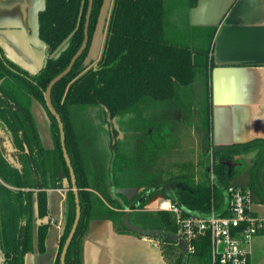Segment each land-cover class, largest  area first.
<instances>
[{
	"label": "trees",
	"instance_id": "trees-1",
	"mask_svg": "<svg viewBox=\"0 0 264 264\" xmlns=\"http://www.w3.org/2000/svg\"><path fill=\"white\" fill-rule=\"evenodd\" d=\"M103 1L93 2L90 41ZM198 3L199 0H113L99 60L87 66V48L70 73L52 88L51 101L64 124L81 207L66 264H82L83 240L95 220H112L118 231L159 239L166 248L175 245L177 225L173 215L143 211L158 194L183 209L207 215L212 205L216 209L223 207L228 187H242L250 189L253 200L264 206V140L218 146L210 142V132L207 140L204 138L197 165L180 163L179 171H170L171 179L161 172L157 178H163L151 185V177L145 178L135 186L143 191L134 200L114 191L121 179L125 176L124 180L128 179L126 133L138 128L136 123L145 121L141 119L144 109L176 101L182 92L187 93L199 82L202 72L209 99V70L214 65L211 45L216 29L188 25L189 12ZM88 6L89 0H44L38 14V37L47 47V57L35 73L10 60L0 47V249L4 264H24L35 240L39 251L45 252L51 228L48 191L61 188L63 182L66 198L55 264H60L64 243L74 223L76 204L70 171L63 157L58 122L46 105L44 93L82 46ZM172 16L175 20L184 19L186 32L177 28ZM202 40L208 43L205 51L197 47ZM34 102L47 117L53 141L51 149L42 144L32 111ZM73 108H95L109 134L112 160L98 180L90 179L87 173ZM253 151L252 164L237 173L241 164L236 156ZM105 183L108 191L102 192L109 197L110 205L93 191L96 187L102 190L96 184ZM195 248L193 255L181 251L176 264H213L208 237L195 242Z\"/></svg>",
	"mask_w": 264,
	"mask_h": 264
},
{
	"label": "crops",
	"instance_id": "crops-1",
	"mask_svg": "<svg viewBox=\"0 0 264 264\" xmlns=\"http://www.w3.org/2000/svg\"><path fill=\"white\" fill-rule=\"evenodd\" d=\"M41 2L0 0V47L6 57L30 73L40 70L47 57V47L38 37ZM188 25L216 29L211 45L214 65L209 70L210 142L225 146L264 140V0H199L189 12ZM102 173L103 169L96 173L97 179ZM62 185L48 191L49 221L54 218L57 225L50 223L46 250L40 252L35 240L24 264H55L66 198L65 182ZM95 189V193L101 190ZM34 213L37 217L36 204ZM259 239L264 236L254 238L249 264L256 262L255 253L264 254V241L258 244ZM81 258L82 264H174L159 239L118 231L109 219L91 223Z\"/></svg>",
	"mask_w": 264,
	"mask_h": 264
},
{
	"label": "rangeland",
	"instance_id": "rangeland-1",
	"mask_svg": "<svg viewBox=\"0 0 264 264\" xmlns=\"http://www.w3.org/2000/svg\"><path fill=\"white\" fill-rule=\"evenodd\" d=\"M43 6L44 0H42L39 8L41 9ZM171 19L178 24L177 28L186 32L187 24L184 19L175 20L174 16ZM107 22L105 28H107ZM197 47L205 51L208 48V43L206 40L199 41ZM203 74L202 72L199 75V82L193 84L187 93L182 92L176 101L144 109V117L141 119L145 121L142 124L136 123L138 128L126 133L125 146L128 150V170L126 172L128 173V179L125 181L124 179L127 176L124 175L125 177L121 179L122 183L120 182V186L114 190L115 194L130 198L128 200H134L143 191V188L135 186L144 181L145 178L151 177L149 181V185H151L163 178H157L161 172L162 174L166 172L165 178L171 179L172 173L170 171H179L180 167H178V164L180 163L197 165L203 151L204 138L210 131V121L208 120V115L210 114L209 99ZM32 111L37 121L43 144L46 147L48 145L53 146L47 117L42 108L34 102ZM72 112L75 129L80 137V146L84 151L85 167L90 179L91 177L96 178V173H99L102 169L105 175V172L110 167L112 154L108 146L109 134L103 128L96 114V109L83 110L73 108ZM254 156L255 152L237 157L241 164L237 167V173H241L246 166L251 165ZM175 165L177 166L175 167ZM211 169L212 163L209 171H212ZM153 175L157 179L152 178ZM118 189L120 192H117ZM102 191H108L106 183L102 185V190L96 192V194L110 205L109 197ZM162 198L163 196L158 194L151 200H155L158 203ZM151 200L144 206L143 211H156L158 204H150ZM262 240L264 241V239ZM262 240L259 239L258 244H261ZM166 250L170 261L176 264L181 250L174 244L167 246ZM262 255L264 254L255 253L256 262H253V264H264Z\"/></svg>",
	"mask_w": 264,
	"mask_h": 264
},
{
	"label": "built area",
	"instance_id": "built-area-1",
	"mask_svg": "<svg viewBox=\"0 0 264 264\" xmlns=\"http://www.w3.org/2000/svg\"><path fill=\"white\" fill-rule=\"evenodd\" d=\"M263 207L253 200L250 189L230 186L223 207L212 205L207 215L183 209L166 198L160 199L156 211L173 215L177 225L175 244L187 255L195 253V242L208 237L213 264H248L254 238L264 236ZM50 223L57 225L54 218Z\"/></svg>",
	"mask_w": 264,
	"mask_h": 264
},
{
	"label": "water",
	"instance_id": "water-1",
	"mask_svg": "<svg viewBox=\"0 0 264 264\" xmlns=\"http://www.w3.org/2000/svg\"><path fill=\"white\" fill-rule=\"evenodd\" d=\"M111 1L112 0H104L103 5L100 10V15L98 17L97 23L95 30L92 34V38L89 44V25H90V19H91V12L93 9V2L94 0H89V6H88V11L86 15V22H85V28H84V40L82 43V46L78 50V52L74 55V57L71 59L68 67L59 75H57L51 82L49 83L45 93H44V99L46 102V105L51 112V114L55 117V119L58 122L59 130H60V140H61V146H62V151H63V157L66 161V164L69 168L70 171V178H71V183L75 195V204H76V214H75V219L73 226L71 228V231L64 243L61 256H60V264H66V255L67 251L72 243V240L75 236V233L77 231V227L80 221V216H81V207H80V200H79V192L78 188L76 185V176L74 173V169L72 167L70 157L66 148V143H65V130H64V124L62 122V119L56 109L53 106V103L51 101V91L52 88L59 82L61 81L65 76H67L70 71L72 70L75 62L80 58V56L83 54V52L88 48V53L85 57V64L88 66L92 64L93 62H96L99 59L100 56V50L102 47L103 39H104V31L106 27V22L107 18L109 15L110 11V6H111ZM5 263V258L3 254L1 253L0 249V264Z\"/></svg>",
	"mask_w": 264,
	"mask_h": 264
},
{
	"label": "flooded vegetation",
	"instance_id": "flooded-vegetation-1",
	"mask_svg": "<svg viewBox=\"0 0 264 264\" xmlns=\"http://www.w3.org/2000/svg\"><path fill=\"white\" fill-rule=\"evenodd\" d=\"M112 2H113V0L111 1V6H110V11H111V8H112ZM101 10V9H100ZM110 11H109V14H110ZM109 16V15H108ZM109 18V17H108ZM108 21V20H107ZM107 24H108V22H107ZM108 26V25H107ZM106 29V31H104V39H105V36H106V33H107V28H105ZM103 43H104V40H103ZM103 43H102V47H101V50H100V56H101V53H102V49H103ZM89 44H90V39H89ZM99 56V57H100ZM99 60V59H98ZM97 60V61H98ZM96 61V62H97Z\"/></svg>",
	"mask_w": 264,
	"mask_h": 264
}]
</instances>
